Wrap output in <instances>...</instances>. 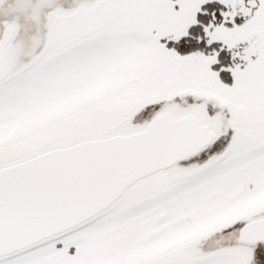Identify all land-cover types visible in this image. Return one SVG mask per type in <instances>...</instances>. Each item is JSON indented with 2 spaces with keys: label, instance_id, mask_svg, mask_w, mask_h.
Segmentation results:
<instances>
[{
  "label": "snow or ice",
  "instance_id": "1",
  "mask_svg": "<svg viewBox=\"0 0 264 264\" xmlns=\"http://www.w3.org/2000/svg\"><path fill=\"white\" fill-rule=\"evenodd\" d=\"M0 264H264V0H0Z\"/></svg>",
  "mask_w": 264,
  "mask_h": 264
}]
</instances>
